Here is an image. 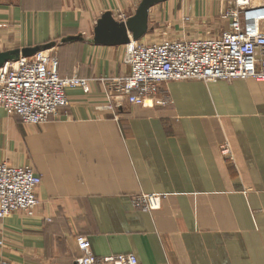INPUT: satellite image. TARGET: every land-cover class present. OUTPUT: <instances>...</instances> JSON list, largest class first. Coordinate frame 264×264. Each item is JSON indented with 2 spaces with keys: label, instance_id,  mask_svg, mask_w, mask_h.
Returning a JSON list of instances; mask_svg holds the SVG:
<instances>
[{
  "label": "crops",
  "instance_id": "1",
  "mask_svg": "<svg viewBox=\"0 0 264 264\" xmlns=\"http://www.w3.org/2000/svg\"><path fill=\"white\" fill-rule=\"evenodd\" d=\"M140 2L0 6V53L52 49L60 75L89 82L87 94L68 90V106L42 125L0 110V163L41 176L34 215L0 220V264H74L79 236L98 258L264 264V82H167L162 91L173 105L166 110H107L101 79L127 72L124 45L97 43L95 27L108 12L124 22ZM226 7L222 0L158 3L139 41L218 36L228 28ZM137 195L163 196L160 208H134Z\"/></svg>",
  "mask_w": 264,
  "mask_h": 264
},
{
  "label": "built area",
  "instance_id": "2",
  "mask_svg": "<svg viewBox=\"0 0 264 264\" xmlns=\"http://www.w3.org/2000/svg\"><path fill=\"white\" fill-rule=\"evenodd\" d=\"M222 1L227 7L221 18L228 22V28L218 36L158 43L130 40L125 44L123 64L127 72L101 79L106 87V109L113 111L124 104L146 109L170 106V97L162 91L167 82H264V4ZM58 66L52 49L5 62L0 66V110L23 124L42 125L68 106V90L89 92L87 79L62 76ZM40 183L41 176L31 167L0 163V220L14 213L32 217ZM132 201L134 208L149 211L159 206L160 197L137 195ZM76 243L80 255L75 264H138L131 254L100 260L92 254L86 237H77Z\"/></svg>",
  "mask_w": 264,
  "mask_h": 264
},
{
  "label": "water",
  "instance_id": "3",
  "mask_svg": "<svg viewBox=\"0 0 264 264\" xmlns=\"http://www.w3.org/2000/svg\"><path fill=\"white\" fill-rule=\"evenodd\" d=\"M164 1L166 0H141L135 15L121 23H117L111 13H105L95 27L96 42L107 46H116L125 45L130 40L139 41L147 32L149 9ZM37 51H39L38 48L23 49L20 55L30 57ZM20 55L0 53V66Z\"/></svg>",
  "mask_w": 264,
  "mask_h": 264
},
{
  "label": "rangeland",
  "instance_id": "4",
  "mask_svg": "<svg viewBox=\"0 0 264 264\" xmlns=\"http://www.w3.org/2000/svg\"><path fill=\"white\" fill-rule=\"evenodd\" d=\"M21 1L23 0H0V6H5V7H9V6H12V5H17L19 3H21ZM250 79H246V80H235V81H229V82H225V81H197V80H188V81H182L183 83H188V82H201L202 84L204 85H208V84H215V83H223L227 86H231L234 82L236 81H249ZM254 81V80H253ZM256 82V81H255ZM261 83V82H260ZM172 102V105H173V101L171 100ZM169 106H166L165 108L164 107H161V108H164L166 110V108H168ZM219 152L220 154L224 157V156H227L229 154V148L227 147L226 145V142H225V137H223V143L219 146ZM154 196H159V195H154ZM160 197V201H159V206L157 208H152L151 210L147 211V212H151V211H154L156 209H159L160 208V205H161V201L163 199V196H159ZM153 199V197H152ZM153 201V200H152ZM83 237V236H82ZM93 254V253H92ZM126 255H130V254H126ZM118 256H121V255H118ZM96 257V256H95ZM98 258V257H97ZM107 258H114V257H99L100 260H104V259H107ZM102 264H113L114 262H109V263H104V261H101Z\"/></svg>",
  "mask_w": 264,
  "mask_h": 264
}]
</instances>
